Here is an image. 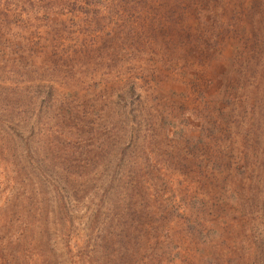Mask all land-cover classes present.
I'll use <instances>...</instances> for the list:
<instances>
[{
  "label": "rangeland",
  "instance_id": "1",
  "mask_svg": "<svg viewBox=\"0 0 264 264\" xmlns=\"http://www.w3.org/2000/svg\"><path fill=\"white\" fill-rule=\"evenodd\" d=\"M0 264H264V0H0Z\"/></svg>",
  "mask_w": 264,
  "mask_h": 264
}]
</instances>
